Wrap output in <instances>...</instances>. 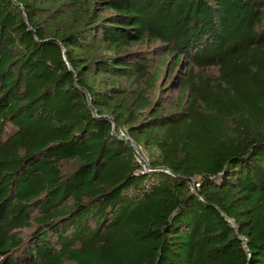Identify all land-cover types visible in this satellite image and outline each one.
Listing matches in <instances>:
<instances>
[{"label":"trees","instance_id":"1","mask_svg":"<svg viewBox=\"0 0 264 264\" xmlns=\"http://www.w3.org/2000/svg\"><path fill=\"white\" fill-rule=\"evenodd\" d=\"M0 264H264V0H0Z\"/></svg>","mask_w":264,"mask_h":264},{"label":"built area","instance_id":"2","mask_svg":"<svg viewBox=\"0 0 264 264\" xmlns=\"http://www.w3.org/2000/svg\"><path fill=\"white\" fill-rule=\"evenodd\" d=\"M136 150V155H137V160H138V163L143 166L144 169H147L149 164H148V160L145 158V156L137 149L135 148ZM200 189V182L196 179H193L191 181V190L194 192V193H198Z\"/></svg>","mask_w":264,"mask_h":264},{"label":"rangeland","instance_id":"3","mask_svg":"<svg viewBox=\"0 0 264 264\" xmlns=\"http://www.w3.org/2000/svg\"><path fill=\"white\" fill-rule=\"evenodd\" d=\"M136 49H138V48H136ZM122 136L126 137V136L124 135V133H122ZM145 158H146V157H145Z\"/></svg>","mask_w":264,"mask_h":264}]
</instances>
